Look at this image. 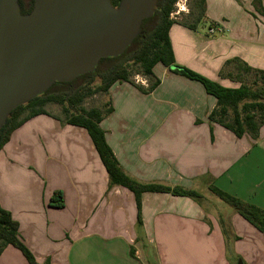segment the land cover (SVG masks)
I'll list each match as a JSON object with an SVG mask.
<instances>
[{
    "label": "crops",
    "instance_id": "1",
    "mask_svg": "<svg viewBox=\"0 0 264 264\" xmlns=\"http://www.w3.org/2000/svg\"><path fill=\"white\" fill-rule=\"evenodd\" d=\"M263 10L264 0H206L196 29L178 21L170 29L176 63L240 87L250 73L228 62L264 71ZM216 25L224 33L210 34ZM157 79L149 93L115 83L101 128L129 177L201 198L148 192L139 210L133 192L110 186L88 132L46 110L50 115L26 121L0 152V208L39 264H264V231L211 191L264 211V124L256 136L237 137L210 120L217 99L202 84L162 64ZM55 192L62 207L49 205ZM0 264L29 262L8 245Z\"/></svg>",
    "mask_w": 264,
    "mask_h": 264
},
{
    "label": "trees",
    "instance_id": "2",
    "mask_svg": "<svg viewBox=\"0 0 264 264\" xmlns=\"http://www.w3.org/2000/svg\"><path fill=\"white\" fill-rule=\"evenodd\" d=\"M178 0H158L157 10L153 17L145 20L138 37L128 47L124 54L115 58L102 59L94 73H88L76 78L69 83H55L43 95L36 97L29 103L17 107L12 111L6 124L0 130V152L10 141L15 130L26 121L37 115H50L45 106L56 103L64 106L66 122L70 125L85 129L109 175L110 186H121L134 193L139 210H141L142 195L148 192L171 193L178 196H186L194 199L201 198L195 191L182 188H170L159 184H142L129 177L120 167L114 153L109 146L105 132L101 128L102 120L109 115L113 108L109 102L106 110L99 108L86 109L82 107L84 100L96 93H109L110 88L117 82L132 83V73L127 64L132 62L139 65L143 74L147 77L154 76V68L158 64L168 67L175 74L182 75L192 81L203 85L209 95L217 99V107L210 114V120L216 122L233 132L237 137L245 133L256 136L262 124H264V71H256L246 64L241 65L239 60L229 61L228 64L237 62L244 73L254 74L257 79L253 85L241 82L238 88H227L193 70L178 65L174 58V52L170 41V29L177 22L171 18ZM199 10V23L205 16L206 0H196ZM33 0H19L24 8ZM120 0H112L115 7ZM25 11V10H24ZM23 13H26L24 12ZM264 12V10L262 11ZM197 24H184L190 29H196ZM123 61V62H122ZM230 77L233 78L232 75ZM99 78L100 85L92 88L91 85ZM86 81L84 85H77L79 81ZM260 82V83H259ZM134 83V82H133ZM160 83L157 79L147 89L140 86L142 92H152ZM27 115H25V113ZM221 200L232 206L248 222L264 231V211L243 202L223 191L211 187ZM55 206L62 207V199L52 200ZM12 245L19 249L29 264H39L33 253L26 247L19 236V225L11 217V214L0 208V254L5 247Z\"/></svg>",
    "mask_w": 264,
    "mask_h": 264
},
{
    "label": "water",
    "instance_id": "3",
    "mask_svg": "<svg viewBox=\"0 0 264 264\" xmlns=\"http://www.w3.org/2000/svg\"><path fill=\"white\" fill-rule=\"evenodd\" d=\"M158 0H0V130L12 111L55 83L94 73L125 53L154 16Z\"/></svg>",
    "mask_w": 264,
    "mask_h": 264
},
{
    "label": "rangeland",
    "instance_id": "4",
    "mask_svg": "<svg viewBox=\"0 0 264 264\" xmlns=\"http://www.w3.org/2000/svg\"><path fill=\"white\" fill-rule=\"evenodd\" d=\"M196 2H197L196 0H187L188 12L181 14L180 16H176L177 18L174 20L181 22L183 24H186V25L187 24H189V25L197 24L198 23L197 19L199 17V10L196 7L197 6ZM127 67H128V70L132 73V75H131L132 81H133L134 76L143 74L139 65H136V64H133L132 62H130L127 64ZM147 79H148V82L150 85L153 82L152 77H147ZM255 79H257V78L254 74H247L244 77L243 82L250 86V85H253V83L255 82ZM85 82H86L85 80L84 81L81 80L77 83V85H80V86L84 85ZM100 83H101V80L99 78H97L96 81L91 85V87L97 88L100 85ZM108 103H109L108 93H96V94L86 98L81 106L86 108V109L99 108V109L105 111L107 108L106 105ZM63 109H64V106H61V105L56 104V103H51V104H48L45 106V110H48L50 113L54 114L55 116H58L60 118H66ZM27 113L28 112H26L25 115H27ZM29 169H30V167H29ZM33 169H32V171H33ZM34 173L37 174L36 175L37 181H39V180L41 181V177L38 176L39 174L36 171H34ZM30 177L31 176H24L22 178V180H27ZM43 188L44 187L42 186L41 190H43ZM32 195H34V194L32 193ZM53 199L56 201L57 200L59 201L60 200L59 193H57V192L53 193V196L49 202V205L54 207L55 205L52 203ZM216 199L218 201H221L220 198H218V197H216ZM220 203H222V205H224V207H231V206L226 205L224 202H220Z\"/></svg>",
    "mask_w": 264,
    "mask_h": 264
},
{
    "label": "built area",
    "instance_id": "5",
    "mask_svg": "<svg viewBox=\"0 0 264 264\" xmlns=\"http://www.w3.org/2000/svg\"><path fill=\"white\" fill-rule=\"evenodd\" d=\"M187 0H178L175 3V9L173 13L171 14L172 19H176V16H180L181 14L187 13ZM210 34H215V33H224V29L220 25L212 26L209 29ZM134 84L148 88L149 87V82L147 79V76L145 75H136L133 78Z\"/></svg>",
    "mask_w": 264,
    "mask_h": 264
},
{
    "label": "flooded vegetation",
    "instance_id": "6",
    "mask_svg": "<svg viewBox=\"0 0 264 264\" xmlns=\"http://www.w3.org/2000/svg\"><path fill=\"white\" fill-rule=\"evenodd\" d=\"M34 5H35V0H33L32 4L28 3L27 5H25L24 8L22 6H20L22 14L30 13L33 10V8H34ZM23 11L26 12V13H23Z\"/></svg>",
    "mask_w": 264,
    "mask_h": 264
}]
</instances>
